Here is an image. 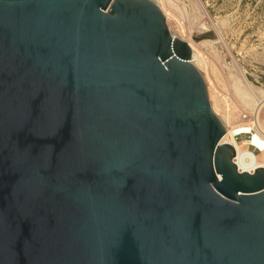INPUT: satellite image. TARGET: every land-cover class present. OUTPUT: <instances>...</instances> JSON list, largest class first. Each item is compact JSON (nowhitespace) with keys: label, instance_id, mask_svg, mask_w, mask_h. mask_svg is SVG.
<instances>
[{"label":"water","instance_id":"water-1","mask_svg":"<svg viewBox=\"0 0 264 264\" xmlns=\"http://www.w3.org/2000/svg\"><path fill=\"white\" fill-rule=\"evenodd\" d=\"M189 56L150 0H0V264H264Z\"/></svg>","mask_w":264,"mask_h":264},{"label":"rangeland","instance_id":"rangeland-1","mask_svg":"<svg viewBox=\"0 0 264 264\" xmlns=\"http://www.w3.org/2000/svg\"><path fill=\"white\" fill-rule=\"evenodd\" d=\"M197 1L162 0L167 13L172 15H168V20H166L168 27L176 36L178 35V38L192 42L198 50L196 51H200L198 57L200 62H197V66L203 71L199 70L201 74L206 72L207 79H211V85L208 84L209 93L216 107H219L217 102L220 100L222 108L224 104H228L225 106L226 109L223 108L226 111H229L230 106L234 104L238 108L233 122L225 125L228 132L230 133V127L231 129L232 127L239 128V132H249L252 125L243 119V114H253L254 117L258 113L259 119L257 122L253 121V125L258 130L261 129L260 131L264 134V103H262L264 94L258 93L259 91L264 93V0H199L200 4ZM200 5L203 9L199 8ZM203 59L207 67L202 64ZM236 66L243 71L251 89L259 96V101L262 99L261 103L258 102L257 97L254 99L255 102L251 107L253 109L249 106H241L234 93L233 77H238ZM214 67L215 69H212ZM224 100L225 103H223ZM257 107L259 110H256ZM218 112H221V107ZM250 138L252 143L249 141ZM230 140L237 142L244 151L251 152L256 160L264 153V138L259 136L256 139L255 136L253 138L250 135L249 138L241 136L240 141L236 138H230ZM250 145H256L263 151L260 150L256 154L250 150Z\"/></svg>","mask_w":264,"mask_h":264},{"label":"bare ground","instance_id":"bare-ground-1","mask_svg":"<svg viewBox=\"0 0 264 264\" xmlns=\"http://www.w3.org/2000/svg\"><path fill=\"white\" fill-rule=\"evenodd\" d=\"M150 1H152L155 5H156V7L159 9V11L162 13V16H163V18H164V21H165V24H166V26H167V29H168V31H169V33L171 34V36H173V37H176L177 39H179V40H181V41H183L186 45H187V47H188V50H189V53H190V56H189V62H190V64H192L194 67H195V69L199 72V74L201 75V77H202V79H203V81H204V83H205V87H206V92H207V96H208V100H209V104H210V108H211V110H212V112L214 113V115H216V117L219 119V121L221 122V124H222V126L224 127V140H226V141H228L230 144H232L235 148H236V158H235V160H238V161H241V162H243V163H245L246 165H248V166H250V165H256V166H262V167H264V153L263 154H261L262 156L261 157H259L258 158V160H256V158L254 157V155L251 153V152H248L247 150L246 151H244L243 149H242V147L241 146H239L238 144H237V142L235 143V142H233L232 140H230V138H232V139H235L234 137H232V136H230V133L228 132V130H227V126H225L226 125V123H232L233 122V120L236 118V111H237V107H236V105L234 104V103H236V102H234V100H233V102H232V104H234V105H232V106H230V110L229 111H226L225 109V106H227L228 104L226 103V104H224V107L223 108H225V109H223L222 108V104H220V100L217 102L218 103V106L219 107H216V104H215V102L212 100L211 101V93H209V85H211V79L209 80V79H207L208 77H206L205 76V74H206V72H204V74L202 73L201 74V72H203L202 70H200V68L197 66V62L199 61L200 62V60H199V52H197L198 50L196 49V46H195V44H193L192 42H190V41H184V40H182V39H180V38H178L177 36H176V34L173 32V31H171V29H170V27H168V25H167V22H166V20H168V15H170L169 13H167V10L165 9V7L163 6V4H162V0H150ZM197 1V0H196ZM199 1V0H198ZM197 1V3H199ZM200 4V3H199ZM198 4V5H199ZM201 7V5L199 6V8ZM201 9H203L202 7H201ZM202 12L203 13H205L203 10H202ZM206 14V16H208L207 15V13H205ZM170 16H172V15H170ZM180 30H182V28L180 27ZM182 33V32H181ZM197 50V51H196ZM200 50V49H199ZM200 58H202V57H200ZM204 60L205 59H203V60H201L202 61V64L205 66L206 65V63L204 62ZM203 66V67H204ZM208 66H210V65H208ZM206 67H207V65H206ZM205 67V68H206ZM212 67V66H211ZM203 69V68H202ZM208 69V68H207ZM212 69H215V67L214 68H212ZM236 69H237V72H238V77H233V79H234V83H233V87H234V93H235V95H236V97H237V99H238V101H239V103H240V105L241 106H249L250 108L252 107V105H253V103L255 102V100L254 99H256V97L258 98V102H260L259 101V96L257 95V93L256 92H254L252 89H251V87H250V85H249V83H248V81L246 80V77L244 76V73H243V71L239 68V67H237L236 66ZM201 72H200V71ZM209 71V70H208ZM210 72V71H209ZM209 72H207V73H209ZM212 74V73H211ZM210 76V75H209ZM222 76V75H221ZM204 77V78H203ZM211 77V76H210ZM219 77V76H218ZM205 79V80H204ZM213 79V78H212ZM209 84V85H208ZM226 84V83H225ZM225 87V86H224ZM227 87V86H226ZM212 89V88H211ZM213 90H215L214 88H213ZM224 90L226 91V89L224 88ZM228 92V91H227ZM214 93V92H213ZM216 93V92H215ZM214 93V94H215ZM226 93V92H225ZM229 93V92H228ZM258 93H260V95H263L264 93L262 92V91H259ZM217 95H219V94H217ZM231 95V94H230ZM221 96V95H220ZM232 96V95H231ZM223 98H224V96H222ZM227 97V96H226ZM220 99V98H219ZM223 101V100H222ZM257 101V100H256ZM264 101V100H263ZM211 102V103H210ZM223 103H225V100H224V102ZM229 103V102H228ZM231 103V102H230ZM229 103V104H230ZM261 103V102H260ZM260 103H258L259 104V106H260ZM262 103H264V102H262ZM256 104V103H255ZM254 104V105H255ZM239 106V105H238ZM258 106V107H259ZM221 107V112H218V109ZM257 107V108H258ZM236 109V110H235ZM251 109H253V108H251ZM256 110H259V108L258 109H256ZM256 112V111H255ZM220 113H221V115H220ZM258 114V113H257ZM257 114H255V120L254 121H258V119H259V114H258V116H257ZM238 115V114H237ZM222 117V118H221ZM235 117V118H234ZM258 124V123H257ZM259 126V125H258ZM235 128H237V127H235ZM260 128V127H259ZM261 130V129H260ZM259 130V131H260ZM258 131V132H259ZM258 132H256V133H253L252 132V137L254 138V136H255V139H256V137H261V138H264V136H261V135H259V133ZM258 135V136H257ZM252 139L250 138V143H252V141H251ZM254 140V139H253ZM259 140V139H258ZM248 141V142H249ZM247 143V142H246ZM253 146H256V145H253ZM256 147H258V146H256ZM259 148V150H261V151H263L262 150V148H260V147H258Z\"/></svg>","mask_w":264,"mask_h":264},{"label":"built area","instance_id":"built-area-1","mask_svg":"<svg viewBox=\"0 0 264 264\" xmlns=\"http://www.w3.org/2000/svg\"><path fill=\"white\" fill-rule=\"evenodd\" d=\"M243 119H246L247 121H249V123H251V125L252 126H250L251 127V130L249 131V132H239V128H233L232 127V129H231V127L229 128L230 130V133H231V136L232 137H234V138H236L238 141H240L239 140V138H241V136H244V137H246V138H249L250 137V135L252 134L251 133V131H253V132H258L259 130L256 128V127H254V125H253V121L255 120V116L253 117V114L252 115H249V113H244L243 114ZM250 119H252L251 121H250ZM259 133V135H261V136H263L264 134H262V132L261 131H259L258 132ZM225 143H228V144H230L228 141H226L225 140ZM230 145H232V144H230ZM233 146V145H232ZM233 148H234V152H235V154H234V156H233V159H235L236 158V148L233 146ZM249 148H250V150L252 151V152H254V153H259V148L258 147H256V146H252V145H250L249 146ZM250 167L251 168H253V169H257V168H259V167H262V166H256V165H250Z\"/></svg>","mask_w":264,"mask_h":264}]
</instances>
